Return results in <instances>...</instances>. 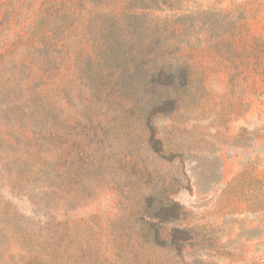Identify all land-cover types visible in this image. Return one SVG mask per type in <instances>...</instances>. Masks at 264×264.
<instances>
[{
    "label": "rangeland",
    "instance_id": "1",
    "mask_svg": "<svg viewBox=\"0 0 264 264\" xmlns=\"http://www.w3.org/2000/svg\"><path fill=\"white\" fill-rule=\"evenodd\" d=\"M149 1L0 0V264H264V0H161L139 23L120 19ZM111 34L133 71L156 72L162 54L189 70L178 109L156 119L172 152L150 153L133 124L104 167L176 200L185 241L159 227L162 242L145 244L137 197L100 180L86 195L56 175L91 167L66 143Z\"/></svg>",
    "mask_w": 264,
    "mask_h": 264
},
{
    "label": "trees",
    "instance_id": "2",
    "mask_svg": "<svg viewBox=\"0 0 264 264\" xmlns=\"http://www.w3.org/2000/svg\"><path fill=\"white\" fill-rule=\"evenodd\" d=\"M163 4L161 0H150L133 5L121 17L125 23H139V10L153 11ZM108 17V15H105ZM117 24L118 21L116 20ZM116 41L115 35L111 34L108 45L97 57L96 63L91 66L90 73L86 79L89 83V100L83 104V110L78 114L79 126L74 131L80 135L78 141L69 145L71 153H80L82 159L86 158L91 166L73 168L74 165L67 164L63 170L57 171L59 182L68 179L79 192L91 195L92 184L104 183L105 186H115L124 200L132 201L131 210L135 209L136 234L141 241L148 245L161 243L162 232L159 227L170 230L179 235L185 241L191 230L178 222L170 219V213L182 210L176 200H164L162 189L145 186L142 183L143 175L137 173L138 177L123 171L119 176L114 172H107V165L113 153H116L114 139L117 128L124 126L138 130L141 137L149 136L150 153H171L168 147L163 145V140L158 136L156 119L170 120V116L178 109L183 95L190 89L191 81L187 68H179L171 62L160 59L161 67L156 72L142 74L139 64L134 66L131 62L132 48L126 42ZM117 46V47H116ZM167 56V55H166ZM157 61V58H155ZM158 64V61H157ZM54 137L61 141L69 142L72 137L69 131L58 133L53 127ZM75 133V134H76ZM77 136V135H76ZM65 144V143H64ZM174 152V151H173ZM69 165V166H68ZM183 169L186 168L182 165ZM187 175V173H184ZM56 191L63 187L56 185ZM138 219V220H137Z\"/></svg>",
    "mask_w": 264,
    "mask_h": 264
}]
</instances>
